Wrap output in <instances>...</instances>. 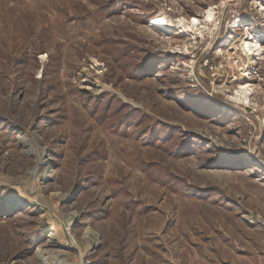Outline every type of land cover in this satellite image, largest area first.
<instances>
[{
  "label": "rangeland",
  "instance_id": "obj_1",
  "mask_svg": "<svg viewBox=\"0 0 264 264\" xmlns=\"http://www.w3.org/2000/svg\"><path fill=\"white\" fill-rule=\"evenodd\" d=\"M39 159L42 207L10 204ZM41 256L264 264V0H0V264Z\"/></svg>",
  "mask_w": 264,
  "mask_h": 264
},
{
  "label": "bare ground",
  "instance_id": "obj_2",
  "mask_svg": "<svg viewBox=\"0 0 264 264\" xmlns=\"http://www.w3.org/2000/svg\"><path fill=\"white\" fill-rule=\"evenodd\" d=\"M214 12L215 11L212 8H210L208 11H206L204 13V16H203L204 20H203L202 23L198 19H196L195 17H191L188 20H185V19L181 18V19H178L176 22H173V21H168L166 19V17L159 15V16H155L151 20L150 26H152L154 29H156L158 31H161V32L162 31L163 32H170V31L179 30V31H181L183 33V32H190L192 30H196L198 32V30H199V33L202 36V32L200 31L201 29L202 30L206 29V26H208V25L211 26V27L214 26V21H215L214 20V18H215V13ZM200 26H202V27L199 29ZM206 30H208V29H206ZM27 34L30 35L31 33L28 32ZM69 37L70 36H68V38ZM255 38H257V37L256 36H250L249 37L247 35L246 40L245 41L243 40L244 42H242V46H241L242 49L241 50H242V53L244 54V56L247 57V59H249L251 56L257 55V54L254 53V52L258 51V49H255L257 47V42L255 41ZM41 58L44 60L46 58V56L43 55V56H41ZM84 77L86 78V80L84 82L85 85H83V86L81 85L82 89L85 90V91H90L92 88L90 89L89 86L92 85V82H91L92 78L87 73H84ZM249 88H250V86H248L247 84L243 88H240L237 91V95L232 98L233 101H235L234 103H240L241 104V103L246 102L247 97H248V95L251 92V89H249ZM45 155H46L45 151L42 150V152L40 153V156H41L40 158L44 157ZM46 162H47V160L39 159V163H37L36 167L34 168V171H33V177H34V182L33 183L34 184H33V187L31 188V190H26V189H21V188L20 189H17V188L10 189V193L8 194V202H10V204H12L14 206H28V207L36 206V205L41 206L40 203H39V201H40L39 200V191L42 189V184L44 183V181L47 178H49V176H45L44 174L39 173L40 171L38 172V170L40 169L41 166H45L46 167ZM74 217H75V215H72L69 219H66V220L69 223V222H71L72 219H74ZM63 221H65V220H63ZM97 243L98 242H95V244H97ZM47 244L50 245V246H53V247H60V246L69 247V245L67 243L64 244L63 242H61L59 240L58 233H57L56 229H54V227H53V229H51V233L47 236ZM70 248H72L74 250H79V253L81 254V256H83L84 252H86V251H84L83 247L81 249H78L75 246H70ZM88 248H90V246H88ZM39 262L41 264H48L46 258L43 257V256L40 257Z\"/></svg>",
  "mask_w": 264,
  "mask_h": 264
}]
</instances>
